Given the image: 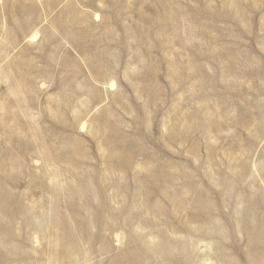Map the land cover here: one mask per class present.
<instances>
[{"label":"rangeland","instance_id":"rangeland-1","mask_svg":"<svg viewBox=\"0 0 264 264\" xmlns=\"http://www.w3.org/2000/svg\"><path fill=\"white\" fill-rule=\"evenodd\" d=\"M172 263L264 264V0H0V264Z\"/></svg>","mask_w":264,"mask_h":264},{"label":"bare ground","instance_id":"bare-ground-1","mask_svg":"<svg viewBox=\"0 0 264 264\" xmlns=\"http://www.w3.org/2000/svg\"><path fill=\"white\" fill-rule=\"evenodd\" d=\"M163 3V2H162ZM163 7H167L168 8V6H166L167 5V2L165 1V3H163ZM206 7V6H205ZM153 8V7H152ZM233 9H238L237 8V6H235ZM237 11V10H236ZM32 14V13H31ZM36 19V18H35ZM58 22V21H57ZM65 35V34H64ZM77 35V34H76ZM76 39V38H75ZM102 55V54H101ZM220 56V55H219ZM113 64V63H112ZM101 66V65H100ZM113 71V70H112ZM72 90V89H71ZM92 91V90H91ZM80 98V97H79ZM90 100V99H89ZM70 103V102H69ZM85 110V109H84ZM86 110H87V108H86ZM92 110V109H91ZM65 113H67V112H65ZM84 113V112H83ZM82 113V114H83ZM107 114V113H106ZM108 115V114H107ZM68 119V118H67ZM96 122V121H95ZM73 127V126H72ZM116 130V129H115ZM18 131V130H17ZM46 131V130H45ZM125 131V130H124ZM117 136V135H116ZM8 138V137H7ZM124 140V139H123ZM78 152V151H77ZM80 152V151H79ZM76 154V153H75ZM120 154V153H119ZM122 154H124V153H122ZM62 155V154H61ZM88 175V174H87ZM51 182V181H50ZM116 182V181H115ZM64 184V183H63ZM71 190V189H70ZM83 193V192H82ZM67 194V193H66ZM7 195V194H6ZM131 195V194H130ZM8 196V195H7ZM6 196V197H7ZM85 196V195H84ZM9 197V196H8ZM83 199H84V197H83ZM88 200V199H87ZM6 204V203H5ZM24 209V208H23ZM15 210H17V209H15ZM26 211V210H25ZM15 216V215H14ZM17 217V216H16ZM194 217H196V216H194ZM200 217V216H199ZM31 220V219H30ZM42 224V223H41ZM79 225V224H78ZM40 228H41V226H40ZM98 229V228H97ZM100 233V232H99ZM154 233V232H153ZM107 234V233H106ZM158 242V241H157ZM180 242V241H179ZM163 243V242H162ZM171 243H173V242H171ZM178 244V243H177ZM176 245V244H175ZM179 246V245H178ZM120 249V248H119ZM124 251V250H123ZM123 253V252H122ZM159 253V252H158ZM168 262V261H167ZM173 264V263H172Z\"/></svg>","mask_w":264,"mask_h":264}]
</instances>
